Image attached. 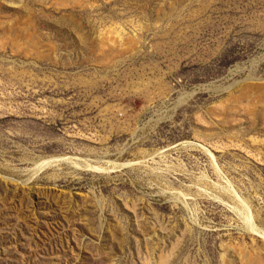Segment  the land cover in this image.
I'll use <instances>...</instances> for the list:
<instances>
[{
  "label": "rangeland",
  "instance_id": "374dc122",
  "mask_svg": "<svg viewBox=\"0 0 264 264\" xmlns=\"http://www.w3.org/2000/svg\"><path fill=\"white\" fill-rule=\"evenodd\" d=\"M0 264H264V0H0Z\"/></svg>",
  "mask_w": 264,
  "mask_h": 264
},
{
  "label": "bare ground",
  "instance_id": "6f19581e",
  "mask_svg": "<svg viewBox=\"0 0 264 264\" xmlns=\"http://www.w3.org/2000/svg\"><path fill=\"white\" fill-rule=\"evenodd\" d=\"M246 226H247V230L249 232L257 233V231L255 230V227H254L253 223L251 222L249 216L247 217V220H246Z\"/></svg>",
  "mask_w": 264,
  "mask_h": 264
}]
</instances>
